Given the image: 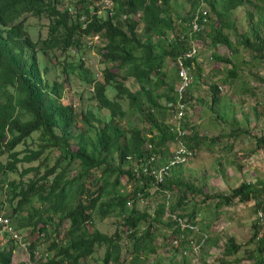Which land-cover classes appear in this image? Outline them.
<instances>
[{"label":"trees","instance_id":"16d2710c","mask_svg":"<svg viewBox=\"0 0 264 264\" xmlns=\"http://www.w3.org/2000/svg\"><path fill=\"white\" fill-rule=\"evenodd\" d=\"M113 1V18L95 19L83 29L80 16L81 13H88L90 8L85 2H82L83 10L76 15L68 11L71 6L60 8L58 0H0V170L5 175L17 173L18 163L30 164L48 149L60 150L55 164L45 173L40 174L39 163L20 173L18 181L7 182L5 188H1L4 195L7 190V205L12 210L9 215L12 220L15 219L16 228L28 225L35 234L33 239H27L29 257L28 263L23 264L34 262V251L45 244L39 243L40 234L50 242L47 245L48 260L43 264H87L96 247L102 245L105 246V254L101 264H121L122 238L129 230L134 232L126 233L130 255L127 264H148L149 258L156 255L159 249L156 240L160 223L174 229L170 233L171 244L176 251L174 255L178 259L184 257V261L179 260L178 263L174 258L173 264H187L189 260L183 251L190 248L191 238L204 239L199 251L206 241L207 244L212 242L207 239L208 235L200 231L194 219L195 213H186L187 192L201 194L204 200L213 196L216 208L230 205L236 199L241 203L254 200L255 211L264 214L260 194L257 195L258 191L247 182L231 188L228 194L214 193L209 196L203 183L197 184L196 180L177 181L185 189L177 203L164 201L154 211L138 210L132 205L138 197H147L153 186L152 180L144 173L147 160L155 156L160 163L167 161L174 153L168 156V149L179 139L195 154L201 141L195 128H188L187 119L182 123V129L189 134L183 138H179L176 127L167 120V103L176 100L178 77L177 69L174 70L175 76L168 74L167 62L169 58L175 60L182 56L188 48V28L183 25L176 28V21L171 17L174 0ZM198 1L192 0L193 11L180 20L189 24ZM203 1L209 4L216 21L195 34L198 40L206 36L213 47L223 44L232 54L238 53L244 46L264 58V14H259L255 20L248 12L247 29L241 31L233 20V11L246 6L248 0ZM75 6L78 5L73 8ZM139 12L142 13L140 22L132 18L121 20L123 15ZM26 15L48 18L49 33L45 40L34 42L29 37L25 29ZM229 32L234 34V39ZM93 33H101L105 40L99 49L102 80H95L94 74L84 68L81 56L77 57L76 63H66L63 70L78 69L83 73L82 82L93 90L91 94L98 110H107L109 116L101 118L88 111L82 114L80 121L83 127L79 129L76 128L78 119L73 107L62 102L63 84L46 78L49 67L40 64L37 53L51 58V54L58 51V59L61 56L74 57L71 49L75 48L79 54L83 44L89 47L88 38ZM171 34H174L173 38ZM213 58L232 64L223 77L211 85V103L215 104L217 101L221 103L219 89L222 88L219 86L234 85L239 72L233 59L216 54ZM196 61L197 56L184 59L186 66L199 73L201 68ZM128 77L135 78L139 90L130 91L124 85ZM109 87L116 90L115 99L109 98ZM187 92L184 102L189 105L191 97ZM135 112L150 124V132H145L130 120ZM35 132L39 141L36 149L16 150V146ZM255 144L257 149L264 148V139H256ZM5 154L4 163L1 157ZM43 160H48V157ZM185 165H177L174 171L182 172ZM73 170L75 174L70 176ZM31 173L33 178L23 183L21 179ZM123 176L128 178V182H134V190L126 191L121 180ZM174 182L171 177L161 186L170 189ZM86 184L90 187L87 188ZM16 199L19 201L14 205ZM34 201L38 203L36 206ZM26 208L31 210L23 216ZM94 212L102 218L111 214L120 217L123 231H115L112 235L98 231L93 226ZM169 213L186 219L198 231L182 228L178 221L168 216ZM65 221L68 222L67 229L58 233ZM175 240L179 241L178 245L174 244ZM4 242H0L3 246L0 247V264H12L16 245L11 239H8V244ZM250 242L256 243L251 250L253 256H250L254 264H264V229L257 221ZM242 247L235 238H228L224 258L237 256ZM222 264L230 262L223 260Z\"/></svg>","mask_w":264,"mask_h":264},{"label":"rangeland","instance_id":"374dc122","mask_svg":"<svg viewBox=\"0 0 264 264\" xmlns=\"http://www.w3.org/2000/svg\"><path fill=\"white\" fill-rule=\"evenodd\" d=\"M60 8L65 6L78 5L74 8L79 10L83 7L85 2L86 6H91L95 0H58ZM249 3L233 11V20H235L238 28L241 31H246L248 25L247 13L253 14L256 20L259 14H264V0H248ZM192 0H174L172 3L171 13L174 16V21H178L185 18L193 10L191 8ZM210 16V24L216 21L215 15L211 11L210 7H206ZM219 9V7H217ZM25 29L29 37L34 42H40L48 37L49 33V20L47 17L37 18L31 15L25 17ZM208 32V30H206ZM232 39L235 38L234 34L229 32ZM236 40V39H235ZM105 43V42H104ZM94 47H87L86 44L82 45L79 50L71 49V52L75 54L74 57L60 56V52L52 53L51 58L43 55L41 52L37 53L39 62L41 65H47L49 67L46 78L50 82H61L63 84V104L71 105L77 115V127L82 128L80 118L82 114L90 111L96 116L101 118H107L109 112L107 110L99 111L97 103L93 99L91 94V88L84 85L82 82V75L78 69H68L66 72L63 67L66 63H76L79 56L82 57L84 62V68L88 69L94 74L95 80L100 78L102 80L100 45L95 44ZM213 54L233 59V62L238 66L239 78L235 81L234 86L229 88L223 85L219 87L221 94V103L217 101L215 104L211 103L212 93L211 85L216 83V80H220L223 77V73L227 72V69L232 67L224 62L217 61L213 58ZM197 64L200 66L201 71L190 69L189 74L192 76L193 85L187 92L191 97L189 100V110H187V122L188 128H195L200 138V145L196 150L193 157L188 159L182 172L175 170L172 174L174 183L171 188L173 192V202L177 203L182 196L185 189L179 186L178 182H188V180H196L197 184L203 183L206 186V193L210 196L214 193L228 194L232 187H236L241 179L244 178L243 168L245 167L243 158L245 157L241 153L245 152V148L254 149L256 147V139L260 135L264 136V58L256 55L251 49L240 47L239 52L232 54V51L225 45L219 44L213 47L210 40L206 36L202 37V40H198V50L196 53ZM168 74L175 76L172 59H168ZM171 64L173 69L171 68ZM220 69V71H219ZM116 71V70H114ZM177 73V70H176ZM177 77V75H176ZM178 77L176 84L178 85ZM124 85L130 91L139 90V86L134 77H128L123 82ZM258 89V90H256ZM256 90V91H255ZM255 91V92H254ZM242 97H239L240 94ZM116 90L113 87H109L108 96L111 99H115ZM125 106V101H123ZM215 105V106H214ZM132 122L140 127L145 132H150V124L141 116L140 113L135 112L130 118ZM168 120V118H167ZM126 125V122H123ZM38 133L35 132L31 137L27 138L22 144L16 146V150L22 151L25 148L36 149L38 145ZM178 147V143L172 145L168 149V156L175 152ZM76 147L74 146L73 149ZM241 149V151H240ZM60 153L59 149H48L41 157L30 164L20 162L17 164V173H7L6 175L0 170V195L6 197L7 190L4 195V190L7 182L18 181L20 179V173L24 172L29 167H36L39 163L40 174L45 173L53 167L56 159ZM48 157V160L43 158ZM261 160V159H260ZM1 161L5 163L6 154L1 157ZM254 161V160H253ZM259 162V161H258ZM261 162V161H260ZM260 164H264L261 162ZM76 164H74V169ZM264 170V165H263ZM75 174V170L71 171L70 176ZM264 174V171H263ZM34 174L31 173L21 179L23 183L27 182L29 178H33ZM39 176V175H37ZM170 177V178H171ZM127 177H122V184L126 191L134 190V182H128ZM5 181V182H4ZM178 181V182H177ZM86 187L90 186L86 184ZM186 203H188L186 213H195L194 219H196L200 231L208 235L207 239L212 241L203 246L202 250L198 252L197 257H188L190 264H222L223 260H228L230 264H254V261L250 256H253L251 250L255 247L256 243L250 242V237L254 231V224L257 219V211H255L254 202L241 203L237 199L233 201L234 208L231 215L223 214L219 211L220 208H216V199L211 198L203 199L201 194L186 193ZM166 200L163 192L156 190L155 187L149 190V195L144 198H139L132 205L138 210L154 211L158 205ZM264 197H261V201L264 203ZM19 199H16L13 204H17ZM259 201V199H258ZM38 203L34 201L36 206ZM9 207V206H8ZM9 213L12 211L11 207L8 208ZM31 208L24 210L23 216L29 214ZM228 221L237 225L238 238L243 247L238 252L237 256L224 258L225 245L227 239L231 235V227L225 223ZM16 224L15 219H13ZM122 219L114 214L107 215L102 218L94 212L93 226L98 231L112 235L115 231H123ZM68 222L62 223V226L58 233L67 229ZM240 228V229H239ZM19 233L23 234L29 240L33 239L31 227L25 226L23 228H17ZM173 228H168L164 224H159L158 238L156 240L159 249L156 255L149 258L148 264H173L174 258L176 262L184 261V257L174 255L176 251L171 244L170 233ZM124 236V235H123ZM195 236V234L193 235ZM2 240L0 239V242ZM8 244V241L5 243ZM214 245V246H213ZM122 252L120 257L121 264H127L130 260L129 250L127 249V238H122ZM0 247H3L0 245ZM167 249V250H166ZM166 250V251H165ZM105 254V246H98L95 249L94 254L87 259V264H101ZM248 256V257H247ZM28 256L21 247H16L12 256V264L27 263Z\"/></svg>","mask_w":264,"mask_h":264},{"label":"built area","instance_id":"2783aa9c","mask_svg":"<svg viewBox=\"0 0 264 264\" xmlns=\"http://www.w3.org/2000/svg\"><path fill=\"white\" fill-rule=\"evenodd\" d=\"M96 6L102 7V9L109 11L110 16L114 15L113 1L98 0ZM206 7L207 5L204 2H202L200 4V7L194 13L193 18L189 22V24L186 22H180V24H182L185 28H188L187 30L188 37H186L188 48L183 53L182 56L177 57L175 62L179 74V83L175 90L176 100L174 102L167 103V108L169 111L168 122L176 127L175 131L179 133V138H183L186 134L187 135L189 134V132L182 129V123L185 121V118L187 117L188 105L186 104V102H184V98L187 89L192 84V76L189 74L190 67L185 65L184 59L196 56L198 50V39L195 37V34L198 33L201 29L205 28V26H207L208 24V18H207L208 11ZM69 12H72L71 9H69ZM92 14L95 15L96 13L93 12ZM98 14H100V12H98ZM140 16L141 14L138 13L133 17V19L138 21L140 19ZM125 19L126 16H123L122 20ZM80 20L83 24V29H86L89 23L92 21V18L89 16H82ZM173 37L174 34H171V38ZM182 38H184L183 35ZM103 42L104 40L100 33L98 34L93 33L88 38L89 47H94L93 45L95 44L101 45L103 44ZM173 130L174 129H172V131ZM149 148L151 147L149 146ZM194 155H195L194 152L190 151L181 141V139H179L178 147L168 161L163 163H158L157 157L152 156L149 160L146 161L147 163H145L144 173L147 175L148 178L152 179V183L154 184V186H156V188H160V185L163 184L168 179V177L172 175V172L177 167V165L187 163L188 159L190 157H193ZM162 191H164L167 195L166 202L170 203L173 197V191L167 189H162ZM5 199H6L5 196L2 198V195H0V239L4 240L5 241L4 243H6L8 239H11L14 244L21 247V249H23L26 252L27 256H29L27 252V245L29 244V240H27V238L23 234L19 233L20 231L16 228L12 218L9 215L8 205ZM168 216H171L173 220L178 221L181 224L182 228H190L195 232L198 231V229L194 225L187 223L186 219H183L178 215L171 213H169ZM256 219H257V224L264 229L263 212L259 211L257 213ZM132 232L134 231L133 230L126 231L124 236H126V233H132ZM203 241L204 239L191 238L189 243L190 248L185 249L183 251V255L193 258L197 257V254L200 250V246L203 243ZM39 243H45V244L41 245L37 250L34 251L35 261L29 264H43L46 263L48 260L47 245H49L50 242L45 241V239H43V235L40 234ZM174 244L178 245L179 241L175 240ZM189 261L187 264H190ZM194 264H196V261L194 262Z\"/></svg>","mask_w":264,"mask_h":264},{"label":"crops","instance_id":"0c3cea01","mask_svg":"<svg viewBox=\"0 0 264 264\" xmlns=\"http://www.w3.org/2000/svg\"><path fill=\"white\" fill-rule=\"evenodd\" d=\"M171 9H172V4H171ZM171 17L174 19V16H173L172 13H171ZM226 86H224V88ZM232 86H234V85H231V86H228V87L232 88ZM256 90H258V89H256ZM189 92H190V90H189ZM222 95H223V93L221 94V96ZM242 95L243 94L241 93L239 97H242ZM259 138H263L264 139V136L260 135ZM240 151H241V149H240ZM241 154L245 156L243 158V161H244L243 163H244L245 167L243 168V174H242V176L244 178L241 179L240 183H242V182L249 183L255 191H258L257 195L260 194V197H263L264 196V174H263V171H264L263 170V165L264 164H260V163L264 162V148L261 147L260 149H257L255 147L253 150L252 149L248 150L247 148H245V152L241 153ZM252 202H254V200ZM252 202L250 201L248 203L251 204ZM254 204H255V202H254ZM232 208H234V206L232 204L225 205V206L220 207L219 211L222 212L223 214L231 215L233 213L231 211ZM225 224L227 226L231 227V235L229 236V238L233 237V238L236 239L237 243L242 244L239 241V238L237 237L238 236V231H237V228H236L237 225L234 224L233 222H230V221H228ZM211 243L213 244V242H211ZM263 258H264V252H263Z\"/></svg>","mask_w":264,"mask_h":264},{"label":"clouds","instance_id":"9594fccd","mask_svg":"<svg viewBox=\"0 0 264 264\" xmlns=\"http://www.w3.org/2000/svg\"><path fill=\"white\" fill-rule=\"evenodd\" d=\"M111 1H113V0H111ZM202 2H204L207 6H209V4L207 3V2H205V1H203V0H199L198 1V7H197V9L200 7V4L202 3ZM98 3V0H95L94 2H93V4L90 6V8H89V12L88 13H81V16H80V19H81V17L82 16H89V17H91L92 18V21L89 23V25L90 24H92L93 22H94V20L95 19H102V20H107V19H109V18H113L114 17V15H115V2L113 1V3H114V8H113V11H114V15L113 16H110V13H109V11H107V10H104V9H102V7H97L96 6V4ZM76 7H78V6H75V8ZM84 7V6H83ZM83 7L82 8H80L79 10H75L74 8H72V7H69L68 8V11H69V9H71V11L72 12H70L71 14H76L77 15V12H79V11H82L83 10ZM197 9H195V11L193 12V13H195L196 12V10ZM96 13L95 15H93L92 13ZM98 12H100V14H98ZM140 14H141V16H140V19L138 20V22H140V20H141V18H142V13L141 12H139ZM138 14V13H137ZM136 14V15H137ZM123 16H126V15H123ZM123 16H121V20H122V17ZM135 15H130V16H126V19L125 20H127L128 18H132L133 19V17H134ZM207 18H208V24L210 23V16H209V14H208V16H207ZM125 20H122V21H125ZM134 20V19H133ZM79 21H81V20H79ZM136 21V20H135ZM180 22H186L185 20L183 21V20H178V21H176V28H178V25H182V24H180ZM207 24V25H208ZM101 34V33H100ZM102 35V34H101ZM103 38V37H102ZM103 40H104V38H103ZM104 42H105V40H104ZM177 59V58H176ZM176 59L175 60H172V63H173V67L174 68H176L177 69V71H178V68H177V65H176ZM171 68H172V64H171ZM178 80H179V74H178ZM179 83V82H178ZM192 85H193V80H192V84L190 85V87L187 89V91H189V89L192 87ZM176 87H177V84H176V86H175V90H176ZM91 91H93L92 89H91ZM186 91V92H187ZM188 110H189V107H188ZM187 119V117L185 118V120ZM189 132V131H188ZM170 159V158H169ZM168 159V160H169ZM167 160V161H168ZM158 163H160L159 161H157ZM166 162V161H165ZM161 163H163V162H161ZM173 172H174V170H173ZM173 172H172V174H173ZM172 176V175H171ZM170 176V177H171ZM170 177H168V179L170 178ZM152 180V179H151ZM167 181V180H166ZM166 181L164 182V183H166ZM163 183V184H164ZM152 187L154 188L155 187V189L156 190H160L161 192H163V194H164V196L166 197V199H167V195H166V193L164 192V191H162V189H167V188H162V186L160 185V188H156V186H154V184L152 183ZM167 190H170V189H167ZM170 191H173V190H170ZM174 192V191H173ZM173 198V197H172ZM6 200V199H5ZM166 201V200H165ZM173 202V199H171V202L170 203H172ZM7 203V202H6ZM28 239V238H27ZM16 245V244H15ZM16 247L18 248V245H16ZM15 251V250H14ZM14 251H13V254H14ZM29 257V256H28ZM27 263H28V261H27Z\"/></svg>","mask_w":264,"mask_h":264}]
</instances>
